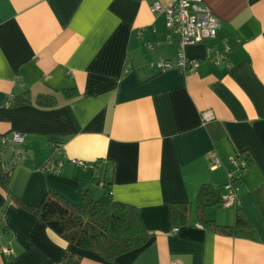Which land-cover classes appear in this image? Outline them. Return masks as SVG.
I'll list each match as a JSON object with an SVG mask.
<instances>
[{"label": "crops", "instance_id": "obj_1", "mask_svg": "<svg viewBox=\"0 0 264 264\" xmlns=\"http://www.w3.org/2000/svg\"><path fill=\"white\" fill-rule=\"evenodd\" d=\"M153 1L0 0V135L25 136L9 193L27 206L48 191L77 204L82 187L99 196L111 181L113 200L135 207L151 236L113 264H264V0H202L221 28L215 40L185 48L197 62L193 74L149 67L177 61L178 40L151 11ZM224 45L228 67L209 52ZM25 93L30 103L14 105ZM37 97L55 104L38 105ZM52 145L67 159L57 174L41 171L57 159ZM237 152L250 160L237 201L206 208L204 219L231 226L240 209L252 238L202 228L195 205L204 184L220 196L232 171L226 159ZM212 155L222 167L211 169ZM174 203L190 204L180 228L170 222ZM0 211V264L63 258L66 242L1 189ZM83 255L80 264H107Z\"/></svg>", "mask_w": 264, "mask_h": 264}, {"label": "trees", "instance_id": "obj_2", "mask_svg": "<svg viewBox=\"0 0 264 264\" xmlns=\"http://www.w3.org/2000/svg\"><path fill=\"white\" fill-rule=\"evenodd\" d=\"M71 91L73 90H67L64 95L72 97ZM28 103L30 96L25 93L15 99L14 105ZM36 103L52 107L55 99L37 97ZM101 175L104 173L98 174L99 177ZM9 177L0 169V189L9 194L11 203L32 214L66 242L67 249L57 264H80L83 252L91 253L107 264H113L118 257L144 248L151 240L139 220L138 210L113 200L110 193L111 181L104 183L99 197L93 190L82 187L77 204L48 191L38 206H27L9 193ZM219 204L221 205V200L217 189L209 184L202 185L195 203L202 228L227 237L252 238V224L240 209L235 210L231 226H219L204 219V210ZM190 211V204H171L169 217L172 226L180 228L187 225Z\"/></svg>", "mask_w": 264, "mask_h": 264}, {"label": "built area", "instance_id": "obj_3", "mask_svg": "<svg viewBox=\"0 0 264 264\" xmlns=\"http://www.w3.org/2000/svg\"><path fill=\"white\" fill-rule=\"evenodd\" d=\"M151 11L165 17V25L169 34L175 36L177 43V61L158 60L149 64V67L158 72L170 69H178L185 74H193L197 68L196 61H189L185 58L184 50L188 46H194L206 41L216 39L221 28L219 20L203 4L202 0H154L150 6ZM231 51L228 45L222 46L220 50L209 49L213 53V60L216 64L223 63L228 67L227 58ZM24 134L10 132L0 135V169L7 175L20 164L24 153L21 151L24 145ZM51 150L57 157L56 160L49 159L42 166L41 171L47 174L60 173L67 159L64 157L61 147L52 145ZM231 165L232 171L227 173V182L222 186L220 194L221 205L225 208L233 207L237 201V183L249 167V161L243 154L237 152L236 156L226 159ZM78 168H86L88 165L80 160H70ZM212 170L222 167V159L217 155L210 158ZM178 229H174L175 233ZM4 255H12L13 251L7 248L2 249ZM170 264H179L171 262Z\"/></svg>", "mask_w": 264, "mask_h": 264}, {"label": "rangeland", "instance_id": "obj_4", "mask_svg": "<svg viewBox=\"0 0 264 264\" xmlns=\"http://www.w3.org/2000/svg\"><path fill=\"white\" fill-rule=\"evenodd\" d=\"M99 197V196H98Z\"/></svg>", "mask_w": 264, "mask_h": 264}]
</instances>
